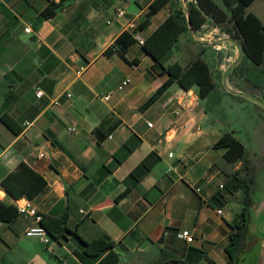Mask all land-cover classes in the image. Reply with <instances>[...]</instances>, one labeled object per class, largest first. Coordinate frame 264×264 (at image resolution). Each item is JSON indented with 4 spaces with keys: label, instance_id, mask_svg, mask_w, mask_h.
Returning a JSON list of instances; mask_svg holds the SVG:
<instances>
[{
    "label": "crops",
    "instance_id": "0c3cea01",
    "mask_svg": "<svg viewBox=\"0 0 264 264\" xmlns=\"http://www.w3.org/2000/svg\"><path fill=\"white\" fill-rule=\"evenodd\" d=\"M150 1L0 0V181L27 163L44 180L29 198L35 209L65 215L66 226L83 239L113 240V264H234L225 246L242 194L218 184L240 170V161H226L225 146L213 145L232 130L206 108L195 85L173 81L143 105L167 73L136 41L123 57L103 53L122 30L130 31L128 20L144 39L172 10L185 13L188 2L167 0L140 24ZM212 1L224 10L221 0ZM50 2L60 4L40 17ZM117 7L122 15H115ZM245 9L264 25V0H251ZM235 40L206 19L178 35L162 64L185 65L198 56L211 76L204 57L210 48V64L225 84L218 88L212 79L210 91L256 101L262 96L257 84L238 85L239 76L246 78L234 73L244 55ZM256 66L264 69V58ZM124 77L128 83L116 89ZM216 191L221 201L212 197ZM22 197H12L0 182L1 200L16 205ZM32 223L23 213L0 218V264H82L73 253L81 245L76 236L67 232L46 245L24 235ZM182 228L191 232L190 241L177 235Z\"/></svg>",
    "mask_w": 264,
    "mask_h": 264
},
{
    "label": "trees",
    "instance_id": "16d2710c",
    "mask_svg": "<svg viewBox=\"0 0 264 264\" xmlns=\"http://www.w3.org/2000/svg\"><path fill=\"white\" fill-rule=\"evenodd\" d=\"M167 0H151L145 11V15L140 24L148 21V15L158 9ZM224 10L217 6L212 0H188L186 15L176 8L168 13L162 21L143 39L140 44L143 50L148 53L160 66L162 71L167 73V77L148 96L143 105L152 102L171 82H177L181 87L187 88L196 86L200 97H205L216 85L210 76L208 65L200 57L196 56L185 65H180L177 61L162 64L166 52L177 40L178 35L186 30L187 25L192 29H197L206 19L212 20L220 29L226 31L228 35L235 38L243 51V54L254 64L261 65L264 58V25L260 19L245 7L251 0H221ZM59 2H50L40 12V17H48L54 13L59 6ZM208 17V18H207ZM229 23V26H225ZM134 40L131 31L122 30L110 44L104 49V54L117 52L123 57L127 46ZM133 62V60H132ZM1 120L11 126L8 118L1 117ZM215 146H225L223 157L226 161H240V168L246 167L244 156V146L231 131H224L213 142ZM239 169L227 172L224 181V189L232 191L239 188L242 194V206L238 216L230 224L232 230L229 232V239L225 246L228 256V263H235L238 258L247 251L256 237L249 224L251 221V175L249 177L240 176ZM4 189L14 198L22 195L30 198L44 184L43 178L36 173L27 163L21 161L17 166L7 172L1 178ZM222 193L216 191L213 198L221 201ZM17 211L11 202H4L0 199V218L4 221L10 220ZM38 223L44 228L49 239L64 238L65 233L70 232L80 240V247L74 249L73 253L82 264H113L117 259V252L114 250V241L105 235L81 238L74 230H70L65 224V215L53 216L41 214ZM256 236V234H255ZM253 237V238H252ZM210 264L214 262L210 259Z\"/></svg>",
    "mask_w": 264,
    "mask_h": 264
},
{
    "label": "rangeland",
    "instance_id": "374dc122",
    "mask_svg": "<svg viewBox=\"0 0 264 264\" xmlns=\"http://www.w3.org/2000/svg\"><path fill=\"white\" fill-rule=\"evenodd\" d=\"M215 2L221 5L220 0H215ZM184 35L188 36V31H185ZM172 50L174 53H178L174 47ZM210 52V48L206 49L204 57L211 67L212 79L218 88H223L224 85L219 81L210 64L211 57L210 60L208 58ZM238 71L246 78L242 80V76H239L238 85L257 84L262 89V96L257 97L264 98V69L261 66H256L243 55L234 73L237 74ZM204 104L210 112L215 113L221 119L227 129L232 130L233 135L244 146V156L247 158L246 167H241L239 171L242 176L247 178L251 175L252 178L249 189L252 199L249 208L251 212L249 228L256 234L264 229V204L258 203V199L264 196V107L247 97H234V95L225 92L218 95L214 90L205 96Z\"/></svg>",
    "mask_w": 264,
    "mask_h": 264
},
{
    "label": "built area",
    "instance_id": "2783aa9c",
    "mask_svg": "<svg viewBox=\"0 0 264 264\" xmlns=\"http://www.w3.org/2000/svg\"><path fill=\"white\" fill-rule=\"evenodd\" d=\"M192 2H194L195 0H190ZM123 14V9L121 7H117L115 10V15L119 16ZM127 27L130 28L131 34L134 38V40L141 44L143 41V38L141 36H139L134 30H132L134 28V24L131 20H128L126 23ZM25 31L29 30L28 26L24 27ZM129 81L128 77H124L122 78L116 85L115 88L116 89H120L122 88L124 85H126ZM34 93L36 96H40L42 94V90L36 86ZM109 96V92H105L103 94L100 95L101 98L106 99ZM175 112H177V110H175ZM147 125H150V122H146ZM68 129H73L72 126H68ZM37 156H42V151H38L36 153ZM223 184L219 183L218 184V188H222ZM198 188L196 187L195 190H197ZM16 211L17 213H23L26 215H29L32 220L33 223L29 226H27L24 229V235L26 236H35L37 237L41 242H43L44 244L48 245V242L50 241L49 237L47 236L44 228L38 223V220L41 217V214L35 209V207L33 206V204L30 202V199L27 197H22L21 198V202L17 203L15 205ZM216 212L220 213L221 209L220 207L216 208ZM177 235L184 238L186 241H190L192 239V234L191 232L187 229V228H182L180 230H178Z\"/></svg>",
    "mask_w": 264,
    "mask_h": 264
},
{
    "label": "water",
    "instance_id": "95a60500",
    "mask_svg": "<svg viewBox=\"0 0 264 264\" xmlns=\"http://www.w3.org/2000/svg\"><path fill=\"white\" fill-rule=\"evenodd\" d=\"M185 15H186V9H185ZM188 28L189 25H187ZM238 48L240 53L242 52V48L237 40ZM223 85L224 84V78H222ZM256 101H258L260 104L264 105V101L259 98H255ZM264 226V225H263ZM256 239L252 243L251 247L245 251L234 264H264V229L256 232Z\"/></svg>",
    "mask_w": 264,
    "mask_h": 264
}]
</instances>
